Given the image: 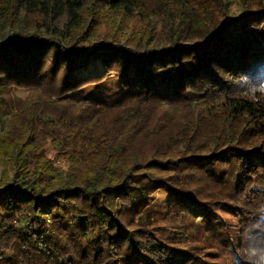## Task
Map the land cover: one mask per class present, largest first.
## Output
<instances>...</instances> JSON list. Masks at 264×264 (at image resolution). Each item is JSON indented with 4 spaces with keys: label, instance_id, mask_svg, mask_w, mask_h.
Returning <instances> with one entry per match:
<instances>
[{
    "label": "trees",
    "instance_id": "1",
    "mask_svg": "<svg viewBox=\"0 0 264 264\" xmlns=\"http://www.w3.org/2000/svg\"><path fill=\"white\" fill-rule=\"evenodd\" d=\"M103 1L112 13L132 11L142 0ZM206 1L210 5L161 0L164 15L165 7L170 10L172 38L161 47L137 48L112 39L91 41L95 29L86 31L81 15L84 0H25L31 11L43 12L52 22L65 9L69 20L64 39L31 34L0 43V89L32 87L42 76L44 99L34 117L53 135L43 146L36 145L37 140L26 144L30 149L20 154L15 177L0 187V261L5 258V236L11 234L14 243L24 242L18 261L15 251L7 258L15 264H28L32 253L45 264H77L80 258L60 252L71 253L73 247L96 260L106 249V236L108 244L115 245L112 250L121 245L130 249L103 258L105 264H136L141 250L146 251L141 252L146 264H171L168 244L143 226L130 229L122 224V217L149 224L153 213L148 198L162 189L171 196L173 208L184 214L193 213V207L209 220L222 206L231 207L249 245L264 246V0H241L243 14L233 20L222 14L223 0ZM66 39L72 44L66 45ZM51 52L56 55L48 66L45 58ZM112 75L120 78L117 94L86 95L81 107L75 105L73 98L84 88ZM130 99L191 105L204 100L213 115L217 108L222 110L228 124L203 152L187 151L176 161L160 156L143 160L134 152L141 147L137 137L149 115L143 107L128 108ZM103 110L109 111L105 114L111 120L98 119ZM234 121L244 122L235 132ZM45 146H50L49 154ZM57 159L61 167L55 164ZM60 169L67 176L55 188L50 181L61 177ZM167 170L171 175H164ZM205 171L208 179L219 183L221 193L215 201H202L191 187L198 172ZM117 200L123 210H113ZM16 219L25 221L26 227L13 225ZM240 262L248 264L245 253Z\"/></svg>",
    "mask_w": 264,
    "mask_h": 264
},
{
    "label": "rangeland",
    "instance_id": "2",
    "mask_svg": "<svg viewBox=\"0 0 264 264\" xmlns=\"http://www.w3.org/2000/svg\"><path fill=\"white\" fill-rule=\"evenodd\" d=\"M50 1L51 3L54 2V0ZM198 1L201 5H210L206 0ZM223 3L226 9L222 7L221 12L226 14L228 20H233L243 14L241 0H223ZM168 9L165 7L167 13L164 15V6H161V0H142L141 5L134 7L132 11L121 9L110 13L105 10L103 0H84L81 15L86 31L89 27L95 29L92 30L94 37L90 38L93 42L98 39H112L125 41L137 48L151 45L161 47L168 43L173 33V24L170 22L169 17L171 15ZM68 20L69 15L66 9L56 22H52L51 18L43 12L31 11L25 0H0V43H4L13 36L24 37L31 34H37L43 38L61 37L64 39ZM178 22L175 21V23ZM53 26L55 31L52 30ZM192 35L193 33L189 36ZM63 41L66 45L72 44L69 39ZM55 55L56 52L46 54V65L51 66L53 64ZM41 70L40 75L43 74ZM76 75L77 72L72 74L73 77ZM41 78L42 76L35 80L33 85L35 88L33 86V88L30 86H13L10 89H0V187L15 177L20 154L24 153L26 149H30V147H26V144L32 145L33 141L37 140L36 145L43 146L53 136L48 125H44L34 117L39 111V102L44 99L41 95L44 88L43 82L40 81ZM120 90L119 76L112 75L97 85L84 88L82 93L80 92L81 95L73 98V100L77 107H81L79 102H83L86 95L94 98L107 97L117 94ZM142 103L144 102L133 100L127 106L128 108L139 109L143 107L146 110L144 112L149 115L145 127H143L140 136L137 137L141 142V147L138 145L135 149H138L139 152H137L138 150L134 152L141 155L143 160H148L151 156H160L164 161L168 159L176 161L187 151L203 152L212 147V139L221 132L222 126L227 127L228 124L226 123V116L221 114L223 111L217 108V114L213 115L209 109H206L204 100L198 101V105L195 103L191 105L187 102L181 104L177 102L167 103L162 99H157L151 103ZM102 112L104 114L102 113L101 118L98 119L111 120L105 114L109 111L103 110ZM243 124V121H234V130L232 131L241 129ZM142 137L145 138V141L141 140ZM168 137L178 140H174L172 143V141H167L166 138ZM163 143L167 147L163 146ZM42 148L46 154H49L50 146ZM58 161L57 159L55 164L61 167ZM26 168L24 165L21 173H24ZM58 172H60L61 177L50 181V185L55 188L60 186L63 183V178L67 176V173L61 169ZM171 173V170H167L164 175L169 176ZM207 177L206 171L198 172V179L191 184L193 191L197 189L194 192L198 194V198H203L202 201L209 200V198L214 200L217 197L215 196L217 192L218 195L221 193L219 183L215 184L212 179ZM148 199L150 210L153 213L149 224L142 225L141 220L138 221L134 218L130 221L123 217L122 224L126 227L130 226V229H139L143 226L146 231L153 232L156 237L168 244L171 253L173 252L171 264L242 263L240 260L249 246V241L244 234L239 216L231 207L222 206L224 209L219 210L217 215L215 214L216 217H210L207 220L205 217L199 216L200 214L193 207H190L193 211L190 215L173 208L171 196L163 189L157 190ZM119 209H124L121 200H117V205L113 207L114 211ZM43 211L49 213L50 209ZM28 218L32 219L33 216H28ZM47 221L52 223L50 216L47 217ZM13 225L23 228L26 227V222L16 219ZM142 234L143 232L136 233L138 236ZM8 235L4 239L6 241L5 258L0 261V264H15L13 261H18L19 246L24 243L17 239L14 243L11 234ZM66 241H68L67 238ZM108 241L109 237L106 236V249L96 260L90 253L83 252L82 249L78 251L75 247L72 248L75 251L71 253L63 250L60 252L63 256H70L69 254H71L73 258H80L81 261L77 264H105V260L114 255V252H126L130 249L127 245H121L118 249L112 250L111 248L115 245H109ZM115 241H120V238L118 237V240ZM14 251V260L7 259ZM131 251H133L132 248ZM141 252L145 253L146 251L141 250L139 256L143 255ZM32 254L33 257L27 259L28 264H45L42 257L37 256L39 254ZM141 256L136 258V264H146Z\"/></svg>",
    "mask_w": 264,
    "mask_h": 264
},
{
    "label": "clouds",
    "instance_id": "3",
    "mask_svg": "<svg viewBox=\"0 0 264 264\" xmlns=\"http://www.w3.org/2000/svg\"><path fill=\"white\" fill-rule=\"evenodd\" d=\"M248 264H264V246L249 245L245 250Z\"/></svg>",
    "mask_w": 264,
    "mask_h": 264
}]
</instances>
